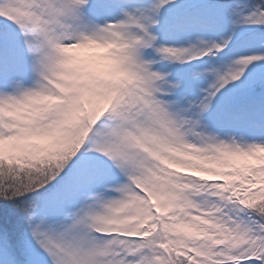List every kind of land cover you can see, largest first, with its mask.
Returning <instances> with one entry per match:
<instances>
[{
  "label": "snow or ice",
  "instance_id": "1",
  "mask_svg": "<svg viewBox=\"0 0 264 264\" xmlns=\"http://www.w3.org/2000/svg\"><path fill=\"white\" fill-rule=\"evenodd\" d=\"M0 264H264V0H0Z\"/></svg>",
  "mask_w": 264,
  "mask_h": 264
}]
</instances>
